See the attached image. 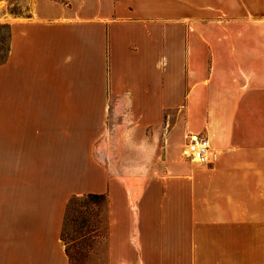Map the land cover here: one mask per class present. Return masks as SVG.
Masks as SVG:
<instances>
[{
    "label": "crops",
    "instance_id": "0c3cea01",
    "mask_svg": "<svg viewBox=\"0 0 264 264\" xmlns=\"http://www.w3.org/2000/svg\"><path fill=\"white\" fill-rule=\"evenodd\" d=\"M6 2L0 264H69L65 207L90 193L107 264H264V0ZM177 110L210 162L160 158Z\"/></svg>",
    "mask_w": 264,
    "mask_h": 264
},
{
    "label": "rangeland",
    "instance_id": "374dc122",
    "mask_svg": "<svg viewBox=\"0 0 264 264\" xmlns=\"http://www.w3.org/2000/svg\"><path fill=\"white\" fill-rule=\"evenodd\" d=\"M6 1L0 0V62L7 53V20L22 12L19 6L9 5ZM166 116L165 122L154 131L160 158L165 159L171 155L182 162H190L184 156L183 112L171 111ZM112 135L116 137V133ZM130 150L132 149H128V152ZM86 205L89 210V213L86 212L87 222L80 224L76 214L72 212L63 228L61 240L68 253L69 264H107L108 226L105 200Z\"/></svg>",
    "mask_w": 264,
    "mask_h": 264
},
{
    "label": "built area",
    "instance_id": "2783aa9c",
    "mask_svg": "<svg viewBox=\"0 0 264 264\" xmlns=\"http://www.w3.org/2000/svg\"><path fill=\"white\" fill-rule=\"evenodd\" d=\"M184 156L199 164H206L214 158L208 138L200 134H193L186 138Z\"/></svg>",
    "mask_w": 264,
    "mask_h": 264
},
{
    "label": "trees",
    "instance_id": "16d2710c",
    "mask_svg": "<svg viewBox=\"0 0 264 264\" xmlns=\"http://www.w3.org/2000/svg\"><path fill=\"white\" fill-rule=\"evenodd\" d=\"M102 200H105V196L103 194H91L90 193V194H85L82 196L72 195L68 199L66 207H65V215H64V221H63V226L61 230V237H62L63 228L66 224V221L68 220L69 215L72 212L76 214V217L79 219V223L84 224L88 220V216L86 215V212L89 213V210L86 209L87 207L86 204L96 203ZM82 208H85V209H82Z\"/></svg>",
    "mask_w": 264,
    "mask_h": 264
}]
</instances>
